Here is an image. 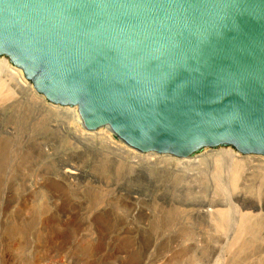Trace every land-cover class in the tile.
<instances>
[{"label": "rangeland", "instance_id": "obj_1", "mask_svg": "<svg viewBox=\"0 0 264 264\" xmlns=\"http://www.w3.org/2000/svg\"><path fill=\"white\" fill-rule=\"evenodd\" d=\"M18 77L0 66V264H264V157L138 153Z\"/></svg>", "mask_w": 264, "mask_h": 264}, {"label": "water", "instance_id": "obj_2", "mask_svg": "<svg viewBox=\"0 0 264 264\" xmlns=\"http://www.w3.org/2000/svg\"><path fill=\"white\" fill-rule=\"evenodd\" d=\"M0 58L138 153L264 157V0H0Z\"/></svg>", "mask_w": 264, "mask_h": 264}, {"label": "bare ground", "instance_id": "obj_3", "mask_svg": "<svg viewBox=\"0 0 264 264\" xmlns=\"http://www.w3.org/2000/svg\"><path fill=\"white\" fill-rule=\"evenodd\" d=\"M3 60H5V61H0V66H4V67H7V68H9L10 70H11V72H14V74H18V79H16V81H15V83H16V85L20 88V89H22V90H24V89H28L29 91L31 90L30 89V86L26 83V82H28V81H26L25 80V78H24V76H23V74L21 73V71L19 70V69H17V68H15V67H13L11 64H10V62L6 59V58H2ZM29 83V82H28ZM31 84V83H30ZM2 86H0V88H1ZM70 116L72 117V120L74 121V122H76L77 123V125H79V127H80V129H83L82 128V125H81V120H80V117H79V114H78V111H77V109L76 108H74V110H72L71 112H70ZM128 149V148H127ZM225 150H227L228 152H230V153H228V152H226V155L228 156V155H232V152H234V150H232L231 148H229V149H225ZM223 153H225V152H223ZM240 163L238 162L237 163V165H236V168H235V170L233 171V182L236 180V178H237V173H238V171H239V169H240V165H239ZM224 169V168H223ZM208 213H210L209 211H207ZM206 213V212H205Z\"/></svg>", "mask_w": 264, "mask_h": 264}]
</instances>
